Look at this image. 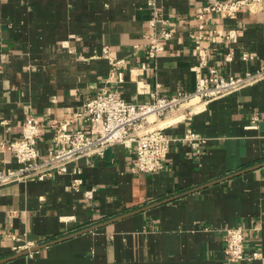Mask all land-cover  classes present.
Wrapping results in <instances>:
<instances>
[{
  "label": "crops",
  "instance_id": "1",
  "mask_svg": "<svg viewBox=\"0 0 264 264\" xmlns=\"http://www.w3.org/2000/svg\"><path fill=\"white\" fill-rule=\"evenodd\" d=\"M211 1L157 0L174 35L152 59L147 0H0V139L19 137L34 115L43 123V160L55 146L54 124L87 129L77 113L103 89L135 103L151 101L155 91H194L200 57L193 33L209 52L203 75L264 67V0L236 17L214 13L200 30L197 12ZM230 29L236 41L222 36ZM105 45L126 60L123 80L110 78V61L95 56ZM244 51L256 57L244 60ZM169 113L152 125L173 138L193 128L207 138L200 153L175 140L163 169L139 172L135 150L115 144L72 163L81 169L79 189L73 173L0 186V264H227L224 229L237 225L247 256L264 253V79L199 104L191 119L186 105ZM17 166L0 147V168ZM26 241L40 247L15 249ZM235 264H264V256Z\"/></svg>",
  "mask_w": 264,
  "mask_h": 264
},
{
  "label": "built area",
  "instance_id": "2",
  "mask_svg": "<svg viewBox=\"0 0 264 264\" xmlns=\"http://www.w3.org/2000/svg\"><path fill=\"white\" fill-rule=\"evenodd\" d=\"M260 0H213L201 6L197 12L198 27L205 29L208 19L214 14L236 17L239 11L247 5ZM150 9L149 31L147 33V54L150 58H157L166 48V43L172 39L174 30L172 23L164 16L157 0H147ZM228 41L238 39V31L230 29L221 32ZM198 55L197 83L194 91H179L172 97H165L158 91L152 93L149 102L135 103L128 101L118 89H103L95 96L84 101L77 113L88 123V128H68L70 120L55 123V146L49 150L43 160L39 159L38 140L43 125L40 118L32 115L23 124L19 137L9 141L0 139V147H7L12 151L19 163L17 167L0 168V186L17 181L44 180L57 174L73 173L72 186L79 189L83 183L78 166L72 163L85 157L103 156L106 149L115 144H123L135 150V169L139 172H156L165 166V158L175 140L189 143L197 153L201 152L202 144L207 138L199 136L193 128H187L185 134L179 138L169 136L164 127L152 125L157 118L169 112L188 108V118L191 119L194 107L207 103L219 97L235 93L245 87L254 85L264 79V67L254 71L249 70L244 75H223L217 68H211L203 75L201 68L208 64V50L200 44L203 36L195 33ZM1 39V34H0ZM95 56L107 58L111 64L110 78H124L126 60L118 58L111 47L105 45L96 50ZM244 60H253L256 55L244 51ZM228 60L233 59V53L227 54ZM146 66L145 64L143 67ZM151 116L155 118L150 119ZM258 115L253 116V125ZM95 188L85 191V196L92 199ZM226 263L235 264L245 258L264 256V253L254 252L247 256L246 235L242 225L225 227ZM16 238V237H15ZM33 241H26L23 245L15 246L16 250L29 249L35 246Z\"/></svg>",
  "mask_w": 264,
  "mask_h": 264
},
{
  "label": "water",
  "instance_id": "3",
  "mask_svg": "<svg viewBox=\"0 0 264 264\" xmlns=\"http://www.w3.org/2000/svg\"><path fill=\"white\" fill-rule=\"evenodd\" d=\"M83 231H85V230H83ZM40 246H35V247H33V248H30V249H28V250H25L22 254H24V253H27V252H30V251H33V250H35V249H37V248H39Z\"/></svg>",
  "mask_w": 264,
  "mask_h": 264
},
{
  "label": "bare ground",
  "instance_id": "4",
  "mask_svg": "<svg viewBox=\"0 0 264 264\" xmlns=\"http://www.w3.org/2000/svg\"><path fill=\"white\" fill-rule=\"evenodd\" d=\"M184 106H185V105H184ZM172 113H173V112H172ZM169 114H170V113H169ZM176 115H177V114H176ZM153 117H154V116H151L150 119L153 120V119L155 118V117H154V118H153Z\"/></svg>",
  "mask_w": 264,
  "mask_h": 264
},
{
  "label": "rangeland",
  "instance_id": "5",
  "mask_svg": "<svg viewBox=\"0 0 264 264\" xmlns=\"http://www.w3.org/2000/svg\"><path fill=\"white\" fill-rule=\"evenodd\" d=\"M154 118V117H153Z\"/></svg>",
  "mask_w": 264,
  "mask_h": 264
}]
</instances>
